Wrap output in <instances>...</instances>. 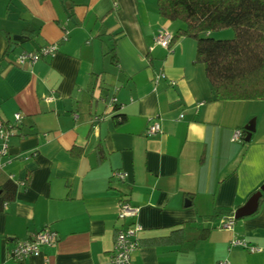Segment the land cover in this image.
I'll use <instances>...</instances> for the list:
<instances>
[{
    "label": "crops",
    "instance_id": "crops-1",
    "mask_svg": "<svg viewBox=\"0 0 264 264\" xmlns=\"http://www.w3.org/2000/svg\"><path fill=\"white\" fill-rule=\"evenodd\" d=\"M179 26L157 0H0V121L22 114L6 154L0 140V193L17 185L0 210V264H110L123 199L140 209L133 264H264L262 197L222 227L264 185V101L213 100L195 39L155 43ZM54 43L53 56L15 64ZM155 120L161 133L147 136ZM252 121L251 140L232 141ZM46 226L54 245L11 259ZM234 238L262 250L232 247Z\"/></svg>",
    "mask_w": 264,
    "mask_h": 264
},
{
    "label": "trees",
    "instance_id": "trees-1",
    "mask_svg": "<svg viewBox=\"0 0 264 264\" xmlns=\"http://www.w3.org/2000/svg\"><path fill=\"white\" fill-rule=\"evenodd\" d=\"M157 7L161 17L180 23L171 45L180 37L196 40V61L205 66L213 100L264 101V0H157ZM229 29L231 38L213 35ZM116 118L117 124L125 120ZM16 191L9 179L0 193V210ZM231 213L217 210L213 217Z\"/></svg>",
    "mask_w": 264,
    "mask_h": 264
},
{
    "label": "built area",
    "instance_id": "built-area-1",
    "mask_svg": "<svg viewBox=\"0 0 264 264\" xmlns=\"http://www.w3.org/2000/svg\"><path fill=\"white\" fill-rule=\"evenodd\" d=\"M68 32L65 33L64 39H67ZM174 34L167 29H160L155 36V43L166 49H171V43ZM58 51L57 44H48L41 46L37 50H23L15 59L17 66H23L27 63H35L43 57L53 56ZM165 74L157 76L165 78ZM112 103L116 102V98H112ZM22 120V114L16 113L14 115V123L5 124L0 121V140L2 141V152L6 154L8 149L9 138L16 132L18 125ZM99 120V117H95ZM161 133V124L155 120L151 122L146 130L147 136H154ZM243 131L237 130L233 136L232 141H241L243 139ZM113 177L124 179L125 175L121 171L113 173ZM139 207L130 204L127 200H121L119 203L117 219L121 221V226L117 230V236L114 248L110 254V264H133L132 253L137 249L138 234L142 226L137 222L139 214ZM236 222L235 216H228L223 219L222 227L226 229H233ZM58 241V233L51 227L46 226L42 230L31 235L25 240L18 241L10 251V257L14 261H21L31 256L41 254L42 248L45 246L54 245ZM231 246H240L250 252H260L262 249L258 246H253L247 240L241 238H234L231 241ZM219 264H228L227 262H220Z\"/></svg>",
    "mask_w": 264,
    "mask_h": 264
},
{
    "label": "water",
    "instance_id": "water-1",
    "mask_svg": "<svg viewBox=\"0 0 264 264\" xmlns=\"http://www.w3.org/2000/svg\"><path fill=\"white\" fill-rule=\"evenodd\" d=\"M14 41L23 44L26 42V39L22 35H15ZM16 47V45L13 46V49ZM245 130L247 132L246 137L244 140L246 142H249L251 140L252 134L255 132V122H250L246 127ZM264 192V186L261 187V190L257 191L249 200L248 202L241 208H239L235 214V218L239 219L245 216H249L253 214L259 205V200L262 197Z\"/></svg>",
    "mask_w": 264,
    "mask_h": 264
},
{
    "label": "rangeland",
    "instance_id": "rangeland-1",
    "mask_svg": "<svg viewBox=\"0 0 264 264\" xmlns=\"http://www.w3.org/2000/svg\"><path fill=\"white\" fill-rule=\"evenodd\" d=\"M226 32H227V30L216 32V34H217L216 37H217V38L227 37V34H228V33H226ZM228 32H230L231 37H232V36H233V31H232V29H229Z\"/></svg>",
    "mask_w": 264,
    "mask_h": 264
}]
</instances>
